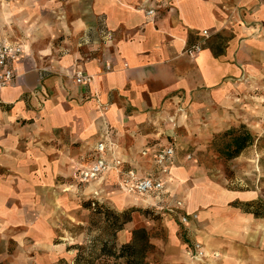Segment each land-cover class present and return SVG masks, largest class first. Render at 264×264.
Returning a JSON list of instances; mask_svg holds the SVG:
<instances>
[{
	"label": "crops",
	"instance_id": "obj_1",
	"mask_svg": "<svg viewBox=\"0 0 264 264\" xmlns=\"http://www.w3.org/2000/svg\"><path fill=\"white\" fill-rule=\"evenodd\" d=\"M0 39L23 50L0 91V247L52 245L58 180L89 166L102 142L106 160L112 151L123 171L158 176L165 189L130 195L109 172L87 193L117 209L164 196L156 211L179 202L197 214L176 246L171 224L149 242L160 240L163 262L196 243L203 264H264V204L195 172L218 133L264 131V0H0ZM170 147L161 174L153 156Z\"/></svg>",
	"mask_w": 264,
	"mask_h": 264
},
{
	"label": "rangeland",
	"instance_id": "obj_2",
	"mask_svg": "<svg viewBox=\"0 0 264 264\" xmlns=\"http://www.w3.org/2000/svg\"><path fill=\"white\" fill-rule=\"evenodd\" d=\"M2 1V0H1ZM237 131L241 132L240 126ZM250 140L245 149H243L236 158H229L227 145L230 140L239 133L225 135L218 133L213 136L210 143H207L201 152L196 155L201 157V164L197 172L214 180L228 191L247 192L252 198L256 197L258 204H264V131L257 132V135L251 131ZM193 153L190 150L182 151L181 155ZM189 162V161H188ZM67 180H58V189L61 193L62 206L58 209L57 228L52 245L34 246L30 240L24 243L10 240L7 245L0 247V264H73L76 250L72 246H84L86 251L84 255L94 259L98 264H103L105 256L100 255V240L108 238L107 232H104L103 221L106 217L94 215L92 206L86 208V203L95 201L97 204L107 206L109 210L116 214L129 212V221L123 224L122 230L118 231L113 237L116 248L131 241L132 231L136 229H145L149 235V242L153 239H164V229L168 224L177 227L175 231V240L171 245L176 246L178 241L183 239V225L180 222L182 214L178 207L167 208L165 211H156L165 201L161 196V201L153 208L128 207L126 209H117L105 201L106 197L94 196L86 192L87 185L79 183L76 170L72 171ZM71 195L65 196V195ZM89 194V195H88ZM106 196V195H105ZM163 208V207H161ZM126 219V217H125ZM110 238V237H109ZM156 241L157 247L147 252L146 264H203L196 263L187 255L181 260L173 258L171 263L163 262L159 254L161 253V242ZM163 241V240H162ZM196 243H191V249ZM84 256V257H85ZM121 261V260H120ZM111 264V263H110Z\"/></svg>",
	"mask_w": 264,
	"mask_h": 264
},
{
	"label": "built area",
	"instance_id": "obj_3",
	"mask_svg": "<svg viewBox=\"0 0 264 264\" xmlns=\"http://www.w3.org/2000/svg\"><path fill=\"white\" fill-rule=\"evenodd\" d=\"M151 14V11L148 12ZM203 37H207V31L202 32ZM200 50V46L194 45L187 50L189 55H194ZM23 50L18 45L7 43L0 39V91L7 86L11 85L17 75L14 70V65L22 57ZM90 77L86 76L84 72L77 71L74 73V79L78 84H85ZM106 147L102 142L97 143L94 150V158L92 163L84 168L76 170L77 180L83 185H88L97 181L101 176L109 172H115L118 175H122V179L118 186L124 190L127 194L137 195L141 197L159 195L165 189V183L163 180L156 176H139L138 173L132 169H122L123 162L119 156H115L111 151V161L106 160L105 153ZM173 148H167L162 150L153 156L155 165L159 168L161 174H167L169 167L174 158ZM190 158V157H188ZM98 192H94L96 196ZM93 201L92 206H94ZM180 222L183 226L187 225L189 221H196L197 214H181ZM201 245L195 244L192 249L187 251V255L191 257L196 263H202L204 261V253L201 251Z\"/></svg>",
	"mask_w": 264,
	"mask_h": 264
},
{
	"label": "trees",
	"instance_id": "obj_4",
	"mask_svg": "<svg viewBox=\"0 0 264 264\" xmlns=\"http://www.w3.org/2000/svg\"><path fill=\"white\" fill-rule=\"evenodd\" d=\"M234 133H239V131H229L225 135H232ZM248 140H250V137L245 133L230 140V143L227 145L228 157L236 158L246 148L249 143ZM92 203L93 201L87 202L86 208L92 206ZM92 207H95L92 208L94 215L106 217L103 221V228L104 232H107L108 238L100 240L101 247L99 250L100 255L105 256L103 264H146V254L152 248L147 231L145 229L133 230L131 241L116 248L113 237L118 231L122 230L123 224L129 221V212L116 214L109 210L107 206L97 203H94ZM71 248L76 250L73 264H98L94 259H90L84 255L86 247L72 246Z\"/></svg>",
	"mask_w": 264,
	"mask_h": 264
},
{
	"label": "bare ground",
	"instance_id": "obj_5",
	"mask_svg": "<svg viewBox=\"0 0 264 264\" xmlns=\"http://www.w3.org/2000/svg\"><path fill=\"white\" fill-rule=\"evenodd\" d=\"M204 248V247H203ZM207 256V255H206Z\"/></svg>",
	"mask_w": 264,
	"mask_h": 264
}]
</instances>
